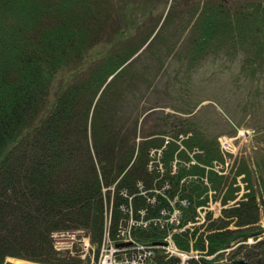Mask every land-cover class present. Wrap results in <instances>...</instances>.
I'll return each mask as SVG.
<instances>
[{
	"label": "trees",
	"instance_id": "obj_1",
	"mask_svg": "<svg viewBox=\"0 0 264 264\" xmlns=\"http://www.w3.org/2000/svg\"><path fill=\"white\" fill-rule=\"evenodd\" d=\"M222 1L210 0L198 13L200 36L199 41L195 37L192 53L208 46L217 28L228 29L231 12ZM105 2L0 0V264H5L7 257L43 264H78L54 250L52 232L85 229L92 242L99 244L105 199H111L109 187L116 182L112 198V222L116 223L123 216L117 208L122 201L117 190L128 187L133 191L137 180L149 184L160 177L146 169L147 150L156 146L146 138L153 134L137 141L139 117H118L110 83L97 98L107 78L131 57L128 52L112 51V43L103 39L106 35L101 28L108 15ZM247 3L244 10H236L237 16L242 17V26L245 18H252L264 51V0ZM102 41L108 48L93 53ZM87 54L91 59L86 60ZM90 61L94 64L89 68L78 67ZM129 64L114 79L123 75ZM59 74L64 83L47 105ZM187 144L205 150L204 162L217 155V149L201 139L194 137ZM168 146L163 158L166 173L157 180L158 187L169 179L176 192L182 178L192 175L188 185H183L186 194L200 196L208 189L195 176H207L218 192L224 189L226 179L215 170L183 167L180 173L171 174L169 162L176 144ZM255 163L264 185V157ZM235 174H244L247 181L251 178L246 165H238ZM249 188L245 200L223 211L228 220L219 218L210 224L215 231L207 235L208 253L258 233L257 195L253 184ZM233 198V191L226 190L223 201ZM231 222L236 227L227 229ZM180 239V245L188 247ZM196 246L204 249L201 242ZM236 255L246 264H264V238ZM216 260L192 264H217Z\"/></svg>",
	"mask_w": 264,
	"mask_h": 264
},
{
	"label": "rangeland",
	"instance_id": "obj_2",
	"mask_svg": "<svg viewBox=\"0 0 264 264\" xmlns=\"http://www.w3.org/2000/svg\"><path fill=\"white\" fill-rule=\"evenodd\" d=\"M105 1L108 15L101 28L102 34L106 35L103 39L112 43V51L128 52L127 55L132 56L125 73L109 85L110 93L114 94L112 101L118 107V117H139L137 141L146 134H153L146 139L156 145L162 135L176 139L177 143L181 140L189 143L195 137L217 149L214 159H225L222 164H233L221 172L226 179L224 191H233L235 196L229 202L231 206L241 201L247 192L245 183L235 174L238 165H246L251 170L249 183L253 184L259 202L257 225L264 233V185L255 172V160L264 157V51L260 36L254 31L256 26L251 24L252 18H245L242 26V17L236 13V10L245 9L247 1L253 0H223V7L231 12L230 28H217L215 38L198 50V54L191 52L196 50V46L192 47L195 37L199 41L200 36L197 16L210 0ZM106 45V42H100L93 53L105 51ZM90 56L87 54L86 60L91 59ZM92 61L78 67L89 68L94 64ZM61 77L59 74L55 79L47 105L52 104L55 91L64 83ZM178 133L181 134L176 135ZM227 140H230L232 150L222 151L219 141L227 143ZM197 148L204 150L196 145V153L201 151ZM154 155L160 157L162 154ZM156 162L162 164L160 158ZM218 163L213 161V164ZM111 189L113 191L114 185ZM216 201L219 199L210 202ZM218 211L219 208H212L213 217ZM76 230L83 232V229ZM74 234L73 230H59L51 237L56 247L65 248L66 259L83 264L84 255L90 256L94 252H87L77 244L68 246L76 237ZM252 242L247 240L248 244ZM228 248L223 252L224 257L235 251L232 245ZM175 256L180 264H188L183 263L184 259L201 257L200 254H189L187 258ZM14 258L18 257H7L5 264H16Z\"/></svg>",
	"mask_w": 264,
	"mask_h": 264
},
{
	"label": "built area",
	"instance_id": "obj_3",
	"mask_svg": "<svg viewBox=\"0 0 264 264\" xmlns=\"http://www.w3.org/2000/svg\"><path fill=\"white\" fill-rule=\"evenodd\" d=\"M168 212L162 211L161 215H165ZM145 212L140 213V218H131L127 225H121L123 227H120L117 233V237L121 239H129L127 236L128 228L132 226H147L150 223H160L162 226H164V221L159 218L150 219V220H144ZM154 220V221H153ZM152 221V222H151ZM128 227V228H127ZM109 238V237H108ZM131 240V239H129ZM134 244V242H133ZM130 247H125L123 249L116 248L113 243L109 241V239L104 244L103 249V256H102V262L101 264H148L149 261L147 257H149L153 252L152 246H146L142 244H134ZM118 252H121V257L119 258ZM184 263V262H183Z\"/></svg>",
	"mask_w": 264,
	"mask_h": 264
},
{
	"label": "bare ground",
	"instance_id": "obj_4",
	"mask_svg": "<svg viewBox=\"0 0 264 264\" xmlns=\"http://www.w3.org/2000/svg\"><path fill=\"white\" fill-rule=\"evenodd\" d=\"M223 143H224V145H226V146H231L230 148H231V150H232V144H231L230 140H227V143L223 141ZM185 182H186V180H185L183 183H185ZM169 191H170V190H169ZM256 224H257V223H256ZM232 226H233V227H236V226L234 225V223L232 224ZM13 261H14L16 264H35V263H29V262H27V261L20 260V259H13Z\"/></svg>",
	"mask_w": 264,
	"mask_h": 264
},
{
	"label": "water",
	"instance_id": "obj_5",
	"mask_svg": "<svg viewBox=\"0 0 264 264\" xmlns=\"http://www.w3.org/2000/svg\"><path fill=\"white\" fill-rule=\"evenodd\" d=\"M245 261L244 260H235L232 262V264H244Z\"/></svg>",
	"mask_w": 264,
	"mask_h": 264
}]
</instances>
